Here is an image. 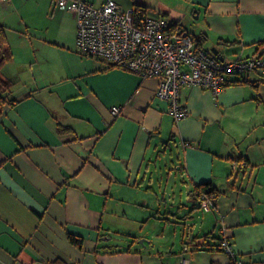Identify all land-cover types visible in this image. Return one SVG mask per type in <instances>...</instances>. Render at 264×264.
<instances>
[{
    "label": "crops",
    "instance_id": "crops-1",
    "mask_svg": "<svg viewBox=\"0 0 264 264\" xmlns=\"http://www.w3.org/2000/svg\"><path fill=\"white\" fill-rule=\"evenodd\" d=\"M37 1H0L17 100L0 119V264H236L224 236L237 259L264 264V77L229 75L218 94L183 87L178 123L158 77L81 56L76 15L40 0V24ZM184 1L200 46L260 54L264 0ZM206 182L220 193L210 210L190 195Z\"/></svg>",
    "mask_w": 264,
    "mask_h": 264
},
{
    "label": "built area",
    "instance_id": "built-area-1",
    "mask_svg": "<svg viewBox=\"0 0 264 264\" xmlns=\"http://www.w3.org/2000/svg\"><path fill=\"white\" fill-rule=\"evenodd\" d=\"M55 1L76 14L77 48L81 54L102 59L141 77H158L157 98L168 102V110L178 123L188 115L180 97L183 87L196 86L218 94L225 88L229 75L251 72L264 75V56L240 55L221 60L200 46L183 26L163 17H149L141 7L124 8L115 0H105L99 5L89 0ZM119 111L118 106L112 109L115 114ZM215 206L213 199L202 195V209ZM220 248L236 264H247L244 259L236 258L234 244L228 236L222 238Z\"/></svg>",
    "mask_w": 264,
    "mask_h": 264
},
{
    "label": "rangeland",
    "instance_id": "rangeland-1",
    "mask_svg": "<svg viewBox=\"0 0 264 264\" xmlns=\"http://www.w3.org/2000/svg\"><path fill=\"white\" fill-rule=\"evenodd\" d=\"M104 1H102L101 3H103ZM115 1H117L124 8L136 6L135 2L138 3L139 1H142L144 3H142L141 6H137V7H141L144 10L147 9L146 11H148L147 13H148L149 17L167 18L170 22L173 23V21H174V23L179 24V25L183 26L184 28L188 29L192 34L194 32V29L192 26H194V23L196 21L194 20L193 10L189 11V9H188L189 3L185 2L184 0H115ZM40 2L41 1L39 0V2L37 1V5L34 4V11H33L32 16L30 17V20L35 19L40 24H43L45 22V18H47L48 13H47V11L36 10V7H38L40 5ZM43 2H44V0H43ZM96 4L99 5V3H96ZM143 6L145 8H143ZM21 10L25 11V9H21ZM70 11L73 12L74 15H76L74 11H72V10H70ZM16 15H17V17H19L18 22H21L20 14L16 13ZM20 25H22V24H20ZM38 30H36V32ZM21 31L26 32V28L23 27L21 29ZM40 32L42 33L41 30H40ZM32 34H34V33L32 32ZM79 54L83 57L86 56L84 54H81L80 52H79ZM169 148H171V147H169ZM160 158L162 160H164L163 153H161ZM166 181L167 180L165 177L164 184L166 183ZM160 190H161L160 187L158 185H156V192L160 195V197H162V193H164V189H162V192ZM160 192H161V194H160ZM167 202L171 203L169 201V199L167 200ZM165 203H166V201L164 200L163 204H165ZM177 221L181 222L182 218H180V219L177 218ZM169 225L173 226L172 228L174 229L176 224H174V222H171ZM177 226L179 227L180 230H183V228H184V224L182 222L178 223Z\"/></svg>",
    "mask_w": 264,
    "mask_h": 264
},
{
    "label": "trees",
    "instance_id": "trees-1",
    "mask_svg": "<svg viewBox=\"0 0 264 264\" xmlns=\"http://www.w3.org/2000/svg\"><path fill=\"white\" fill-rule=\"evenodd\" d=\"M260 52L258 56H264V41H260L258 44V51ZM14 57L13 50L9 44L8 36L5 30V27L0 24V119L5 113V110L8 106L12 107L16 104L17 100L14 97H11L13 90V82L10 79H7L3 76V67L10 62ZM242 77H247V74H241ZM261 75V74H260ZM264 77V75H261ZM208 195L215 205L217 204L218 197L220 195L219 190L212 182H206L201 184H196L193 191L190 195L192 198H195L196 201L201 202L202 195ZM70 240L76 244L78 247L83 248L84 240L80 236H75L70 234ZM213 239L215 237H212ZM217 248H220V243L217 245ZM221 249V248H220Z\"/></svg>",
    "mask_w": 264,
    "mask_h": 264
},
{
    "label": "bare ground",
    "instance_id": "bare-ground-1",
    "mask_svg": "<svg viewBox=\"0 0 264 264\" xmlns=\"http://www.w3.org/2000/svg\"><path fill=\"white\" fill-rule=\"evenodd\" d=\"M57 3V2H56ZM144 5V4H143ZM58 6V5H57ZM60 6V5H59ZM138 5H136V7H137ZM140 6V5H139ZM143 8H145L144 6H143ZM147 10V9H146ZM148 12V11H147ZM156 18V17H155ZM167 19V18H166ZM174 22V21H173ZM179 22V21H178ZM177 22V23H178ZM77 33V32H76ZM194 35V34H193ZM207 39V38H206ZM77 41V40H76ZM259 44V43H258ZM218 48V47H217ZM78 49V48H77ZM213 49V48H212ZM211 50V49H210ZM257 51H258V49H257ZM222 53V52H221ZM225 54V53H224ZM227 56V55H226ZM236 56V55H235ZM261 56V55H260ZM87 57V56H86ZM237 57V56H236ZM232 59V58H231ZM119 67V66H118ZM120 68V67H119ZM122 69V68H121ZM124 69V68H123ZM126 70V69H125ZM127 71V70H126ZM131 72V71H130ZM151 77H153V76H151ZM150 77V78H151ZM154 78V77H153ZM245 78V77H244ZM160 81V80H159ZM249 81V80H248ZM248 84V83H247ZM193 87V86H192ZM198 88V87H197ZM157 90V89H156ZM209 91V90H208ZM156 93V92H155ZM214 94V93H213ZM181 97V96H180ZM189 113V112H188ZM114 114V113H113ZM172 115V114H171ZM182 120H184V119H182ZM181 122V121H180ZM152 136V135H151ZM174 139V138H173ZM170 141V140H169ZM168 141V142H169ZM172 141V140H171ZM167 142V141H166ZM172 143V142H171ZM170 144V143H169ZM162 146V145H161ZM166 150L168 149V148H165ZM168 152V151H167ZM172 153V152H171ZM238 165H240V164H238ZM235 170H237V168L235 169ZM199 184V183H198ZM66 186V185H65Z\"/></svg>",
    "mask_w": 264,
    "mask_h": 264
},
{
    "label": "water",
    "instance_id": "water-1",
    "mask_svg": "<svg viewBox=\"0 0 264 264\" xmlns=\"http://www.w3.org/2000/svg\"><path fill=\"white\" fill-rule=\"evenodd\" d=\"M212 52H213L214 54H216V55L218 56L219 59H221V60H224V59H225V56H224L222 53H220L218 49H214V48H213V49H212Z\"/></svg>",
    "mask_w": 264,
    "mask_h": 264
}]
</instances>
